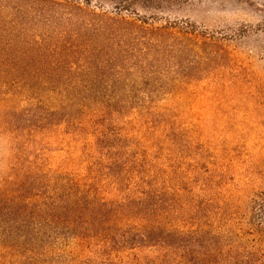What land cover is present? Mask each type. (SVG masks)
Wrapping results in <instances>:
<instances>
[{"label":"rangeland","instance_id":"obj_1","mask_svg":"<svg viewBox=\"0 0 264 264\" xmlns=\"http://www.w3.org/2000/svg\"><path fill=\"white\" fill-rule=\"evenodd\" d=\"M55 1L24 11L0 0V11L102 77L76 107L55 86L0 71V188L49 170L86 178L106 199L264 264V0ZM41 246L48 264L183 260L92 239ZM20 260L0 238V264Z\"/></svg>","mask_w":264,"mask_h":264},{"label":"trees","instance_id":"obj_2","mask_svg":"<svg viewBox=\"0 0 264 264\" xmlns=\"http://www.w3.org/2000/svg\"><path fill=\"white\" fill-rule=\"evenodd\" d=\"M22 1L28 5L20 6L24 11L62 4L55 0ZM22 22L13 24L0 11V71L31 75L39 80L38 88L55 86L52 92L82 107L80 101L95 93L94 84L102 76L91 67L85 68L86 58L51 53L46 44L25 33L28 28ZM112 79L116 80L115 76ZM17 178L0 188V238L3 248L19 252L20 264H48L36 258L38 253L49 251L41 245L67 238L92 239L113 249L152 248L162 257L177 254L183 258L179 264H252L233 250L221 251L215 238L207 237L204 231L167 227L150 214H140L143 204L100 196L86 178L75 180L51 170ZM134 219L140 223L124 230Z\"/></svg>","mask_w":264,"mask_h":264}]
</instances>
